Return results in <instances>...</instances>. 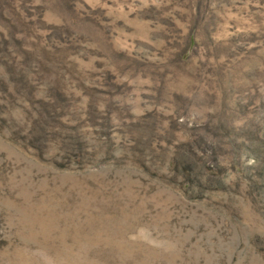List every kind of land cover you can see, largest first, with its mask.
<instances>
[{
  "label": "rangeland",
  "instance_id": "obj_1",
  "mask_svg": "<svg viewBox=\"0 0 264 264\" xmlns=\"http://www.w3.org/2000/svg\"><path fill=\"white\" fill-rule=\"evenodd\" d=\"M0 264H264V0H0Z\"/></svg>",
  "mask_w": 264,
  "mask_h": 264
}]
</instances>
